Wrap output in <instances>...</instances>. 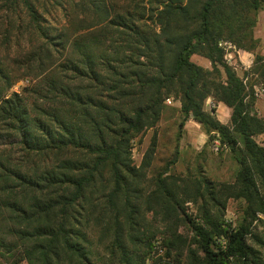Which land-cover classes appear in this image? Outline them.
I'll return each instance as SVG.
<instances>
[{
  "label": "trees",
  "instance_id": "trees-1",
  "mask_svg": "<svg viewBox=\"0 0 264 264\" xmlns=\"http://www.w3.org/2000/svg\"><path fill=\"white\" fill-rule=\"evenodd\" d=\"M143 1L112 10L104 0L57 2L56 8L69 7L66 16L74 25L78 10L91 15L69 40L42 25L34 0H4L8 9L25 11L44 41L35 73L51 69L53 104L31 113L22 96L9 93L17 80L0 66V83L6 84L0 85V123L8 131L0 147L10 148H0V225L11 224L9 232L22 244L18 262L95 264L88 234L100 228L116 264H145L138 251L147 249L149 256L155 248L146 221L152 213L169 235L162 241L166 256L176 251L174 263L181 264L183 249L176 245L185 240L170 224L180 213L202 254L189 248V264H264V255L246 242L247 226L234 229L220 213L234 198L246 202V214H264V147L255 141L264 136V120L252 112L253 87L264 84V59L255 56L244 74L247 86L226 60L233 50L257 47L253 29L258 14L264 15V0ZM194 55L210 68L192 62ZM167 99L179 104L180 131L192 119L207 143L218 139L228 149L238 165L233 184L214 192L201 180L192 188L177 186L159 173L145 192L156 136L138 168L132 141L157 126ZM208 99L230 109L229 124L217 120L216 108L204 111ZM12 149L21 154L20 164L11 159ZM187 200L201 201L199 218L185 214ZM18 247L0 240L8 255Z\"/></svg>",
  "mask_w": 264,
  "mask_h": 264
},
{
  "label": "rangeland",
  "instance_id": "rangeland-1",
  "mask_svg": "<svg viewBox=\"0 0 264 264\" xmlns=\"http://www.w3.org/2000/svg\"><path fill=\"white\" fill-rule=\"evenodd\" d=\"M72 1L78 2V0ZM132 1L104 0L109 10L115 7H127ZM57 2L62 6L66 3V0H34V7L43 17V26L48 27L50 31L54 30L56 33L64 32L70 40L79 34L77 33L75 35L74 33L78 28V23L91 20V15L78 10L77 15L74 14L76 16L74 25L68 21L66 16L69 7H66V11L63 10V7L56 8L54 4H57ZM143 2H146V0ZM16 10L8 9L4 4V0H0V66L8 73L11 81L17 80L11 87L9 93L14 92L22 96L24 98L23 104L26 105L27 110L35 114V106L48 109V105L53 104L50 91L53 75L51 69L41 75L35 73L39 62L37 58L38 48L43 45L42 42L44 41L34 30L33 24L30 22L29 16L25 11H20L19 9L18 12ZM256 35L263 36L264 30L259 31L256 29ZM63 59L64 57L57 61L56 64L60 63ZM226 60L241 79L249 77L244 74L250 73L254 66V61L252 64H249V67H246L248 65H242L233 55L226 56ZM191 61L203 68H210L209 62L202 57L194 55L191 57ZM29 65L31 66V71L26 70V67ZM19 76L27 77L18 80L17 78ZM0 85L5 86L6 84L0 83ZM254 86L263 88L264 90L263 83L258 82ZM255 98L259 101V104L254 105L252 112L264 120V92ZM165 104L167 108L163 112L157 126L154 129L147 130L142 137L132 141L131 160L134 167L138 168L150 148L153 136H156V145L151 166L145 171L143 181L145 192L152 190L153 179L159 173H162L163 177H170V181L177 186L186 184L192 188V182L201 180L203 184L207 183L213 187L214 192L222 187L233 184L238 171V165L228 149L221 147L218 139L207 143L208 138L204 134L201 126L192 119H188L180 131L178 126L181 121L178 113L179 104L172 101V99H167ZM212 108H216L215 103L210 99L206 100L204 103V111L210 112ZM214 115L220 123L225 125L229 124L228 116L223 112L219 111L218 113H214ZM6 132H8L6 126L0 123V143L4 142L3 139L6 137ZM178 135L180 136L178 137ZM255 141L264 147L263 135L257 136ZM214 142L219 143L216 150ZM0 148H5L6 151L10 149L8 146L2 145ZM11 159L14 164H20L21 154L18 149H12ZM173 160H175L174 163L168 166L169 162ZM262 193H264V190H262ZM178 196L179 198H183L181 193ZM200 205L201 201L193 202L187 200L183 205L185 214L192 218H199ZM142 208L145 209V205H142ZM246 208L247 204L243 199L228 198L224 201V208L220 213L222 214V219L234 229L240 225L247 226L249 230L246 240L247 244L264 255V214L253 211L248 215L245 213ZM176 216V219L173 218L170 224L173 221L175 222V231L185 240L183 246H181V243L176 245L177 250L183 249V254L180 259L181 264H189V248L199 256H202V254L196 250V245L192 244L190 228L185 221H181L183 216L180 213H177ZM146 221L151 226L152 234L155 233V248L149 256H145V253L148 251L147 249H141L138 251L140 258L145 259V264H153L158 259L161 260V264H175L176 251L170 253L168 257L165 254L166 249L162 247L163 239L169 236L164 228L165 225L161 223L159 217L153 216L152 213L146 214ZM10 225L9 223L0 225V240H4L6 244H18V248L20 249L19 251H15L13 255H8L4 249H0V252L4 255L3 257L0 255V264H26L25 261L18 262L22 257V247L20 246L22 244H19L17 236L9 232ZM97 229V231L94 230L88 234L91 260L95 264H116V257L110 255L107 250L110 238L102 237L100 228Z\"/></svg>",
  "mask_w": 264,
  "mask_h": 264
},
{
  "label": "crops",
  "instance_id": "crops-1",
  "mask_svg": "<svg viewBox=\"0 0 264 264\" xmlns=\"http://www.w3.org/2000/svg\"><path fill=\"white\" fill-rule=\"evenodd\" d=\"M256 29L259 31L262 29L264 30V15L262 12H260L258 14L257 21H256L255 27L253 29V38L255 40H258V45L255 48V50H253L252 52H245L242 50H233V53L230 52L229 54H227V56H229V55H233V57L235 56L242 65H248L246 67H249V64L253 63L256 55H259L264 59V35L263 36L262 35L257 36L256 35ZM256 104H259L258 100H255L254 105H256ZM219 111H221L225 115H227L228 116L227 119H229L230 109H228L227 107H225L221 103H217L215 113H218ZM224 121H227V120H224Z\"/></svg>",
  "mask_w": 264,
  "mask_h": 264
},
{
  "label": "built area",
  "instance_id": "built-area-1",
  "mask_svg": "<svg viewBox=\"0 0 264 264\" xmlns=\"http://www.w3.org/2000/svg\"><path fill=\"white\" fill-rule=\"evenodd\" d=\"M248 81L247 77L243 78V83L246 85V82ZM253 91H254V96L258 97V95L262 92H264L263 88H257L256 86L253 87ZM214 146H215V150L218 148L219 143L218 142H214Z\"/></svg>",
  "mask_w": 264,
  "mask_h": 264
}]
</instances>
